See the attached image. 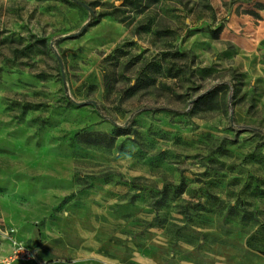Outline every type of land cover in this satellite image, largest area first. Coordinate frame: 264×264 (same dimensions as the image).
I'll return each mask as SVG.
<instances>
[{
	"label": "rangeland",
	"instance_id": "1",
	"mask_svg": "<svg viewBox=\"0 0 264 264\" xmlns=\"http://www.w3.org/2000/svg\"><path fill=\"white\" fill-rule=\"evenodd\" d=\"M0 264H264V0H0Z\"/></svg>",
	"mask_w": 264,
	"mask_h": 264
},
{
	"label": "built area",
	"instance_id": "2",
	"mask_svg": "<svg viewBox=\"0 0 264 264\" xmlns=\"http://www.w3.org/2000/svg\"><path fill=\"white\" fill-rule=\"evenodd\" d=\"M12 254L14 258H18L22 261H26V262L36 261L35 252L25 247L24 245H15Z\"/></svg>",
	"mask_w": 264,
	"mask_h": 264
},
{
	"label": "trees",
	"instance_id": "3",
	"mask_svg": "<svg viewBox=\"0 0 264 264\" xmlns=\"http://www.w3.org/2000/svg\"><path fill=\"white\" fill-rule=\"evenodd\" d=\"M172 77H175V75H173ZM151 82H153V79H152V81Z\"/></svg>",
	"mask_w": 264,
	"mask_h": 264
}]
</instances>
